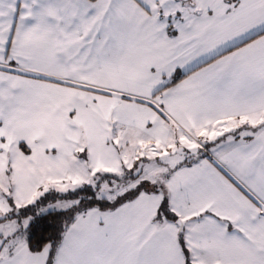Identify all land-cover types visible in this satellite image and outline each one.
I'll list each match as a JSON object with an SVG mask.
<instances>
[{
  "label": "snow or ice",
  "instance_id": "snow-or-ice-1",
  "mask_svg": "<svg viewBox=\"0 0 264 264\" xmlns=\"http://www.w3.org/2000/svg\"><path fill=\"white\" fill-rule=\"evenodd\" d=\"M0 264H264V0H0Z\"/></svg>",
  "mask_w": 264,
  "mask_h": 264
}]
</instances>
